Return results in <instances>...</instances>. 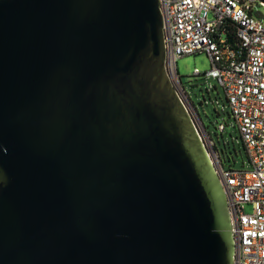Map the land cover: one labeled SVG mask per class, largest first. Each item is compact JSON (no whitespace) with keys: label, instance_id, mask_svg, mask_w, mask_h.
I'll list each match as a JSON object with an SVG mask.
<instances>
[{"label":"water","instance_id":"water-1","mask_svg":"<svg viewBox=\"0 0 264 264\" xmlns=\"http://www.w3.org/2000/svg\"><path fill=\"white\" fill-rule=\"evenodd\" d=\"M166 59L160 0H0V264H234Z\"/></svg>","mask_w":264,"mask_h":264},{"label":"built area","instance_id":"built-area-1","mask_svg":"<svg viewBox=\"0 0 264 264\" xmlns=\"http://www.w3.org/2000/svg\"><path fill=\"white\" fill-rule=\"evenodd\" d=\"M167 71L184 97L178 59L206 52L208 71L223 86L249 153L251 169L228 168L212 157L226 191L236 242L234 264H264V15L261 0H160ZM237 40L228 41L226 32ZM188 104V102L186 101ZM219 130L226 129L220 122ZM253 210L248 212L247 205Z\"/></svg>","mask_w":264,"mask_h":264},{"label":"rangeland","instance_id":"rangeland-1","mask_svg":"<svg viewBox=\"0 0 264 264\" xmlns=\"http://www.w3.org/2000/svg\"><path fill=\"white\" fill-rule=\"evenodd\" d=\"M259 10L264 15V6H259ZM177 66L185 86H182L184 97L210 150L219 158L222 155L228 168L251 169L249 153L236 120L230 114L229 100L223 86L214 77L194 73L196 68L203 72L212 67L209 55L199 52L182 56ZM219 122L226 123L223 133L218 128ZM252 210L253 205L248 204L247 211Z\"/></svg>","mask_w":264,"mask_h":264},{"label":"trees","instance_id":"trees-1","mask_svg":"<svg viewBox=\"0 0 264 264\" xmlns=\"http://www.w3.org/2000/svg\"><path fill=\"white\" fill-rule=\"evenodd\" d=\"M226 36H227V39H228V41H231L234 45H236L238 42H237V40H235L234 39V37H233V32L231 31V32H226ZM230 114L232 115V113L230 112ZM201 117V116H200ZM201 119H202V122H203V124H204V126L206 127V129H207V126H206V124H205V122L203 121V118L201 117ZM220 123V122H219ZM219 128V127H218ZM222 133L224 132V131H221ZM227 149V148H226ZM220 155H221V152H220ZM220 159H221V161L223 162V157H222V155L220 156ZM224 163V162H223Z\"/></svg>","mask_w":264,"mask_h":264}]
</instances>
